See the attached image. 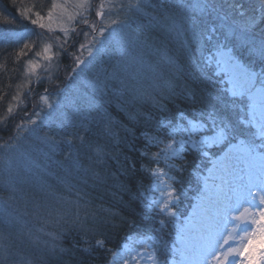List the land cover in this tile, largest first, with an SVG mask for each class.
Returning <instances> with one entry per match:
<instances>
[{
    "label": "snow or ice",
    "instance_id": "1",
    "mask_svg": "<svg viewBox=\"0 0 264 264\" xmlns=\"http://www.w3.org/2000/svg\"><path fill=\"white\" fill-rule=\"evenodd\" d=\"M19 14L49 33L59 29L65 37L63 42L55 38L61 51L66 52L70 32L84 38L78 49L86 50L87 58L73 53V76L69 79L91 72L92 78L84 83L100 99L91 101L79 119L69 120L56 115L62 107L59 102L53 104L48 96H40L44 107L34 104L31 114L24 112L15 126V135L0 144V264H51L69 252L74 256V251L61 243L68 230L47 231L51 224L77 225L76 231L83 233V243L87 245L80 250L89 254L94 246L87 237L95 233L96 225L115 226L110 218L119 213L102 205L97 209L107 213L108 219L98 216L96 211L85 212L81 219L79 211L82 206L91 205L85 192L89 181L93 189H102L113 200H120L130 190L120 177L128 178L137 171L136 162L120 149L135 132L108 111L112 99L129 122L152 129L140 134L145 141L140 155L148 164L156 165L151 168L141 164L155 183L147 188L140 185L142 191L138 190L136 195L154 214L151 219L160 215L165 219L158 220V235L146 234L147 230L131 234L118 252L107 249L104 239H96L95 247L111 252L115 264L142 261L232 264L229 258L240 256L244 257L240 264H261L264 261V0H258V5L250 4L247 9L243 0L158 3L52 0L46 16L39 11L34 19L25 12ZM80 25L86 29L81 27L77 31ZM153 32L163 39L151 35ZM42 35L38 34V38ZM26 49H30L27 42L17 59L25 55ZM185 54L189 57L198 54L202 71L214 66L230 85L224 94L202 98L203 106L192 110L195 118L191 119L190 113L183 110L169 116L165 103L177 97L195 102L180 62ZM35 55L48 62L45 72L54 67L51 44ZM148 56L152 59H146ZM39 68V62L30 59L27 75L30 77ZM145 80L150 81L148 87ZM60 91L63 90H57ZM147 105L151 111L143 110ZM7 113H13L12 105L7 107ZM157 116L160 118L156 119ZM242 125L248 126L247 132ZM45 126L47 131H42ZM202 130L210 134L195 138ZM161 132H166L167 141L158 135ZM29 137H35L36 142L21 143ZM152 146L160 150L152 153ZM210 146L221 147L223 155L212 159L207 151ZM60 151L62 159H53ZM187 151L202 153L212 167L203 176L200 168L194 169L203 184L200 202L190 217L181 220L184 213L178 208L180 192L173 184L180 183L183 187L177 176L185 170ZM40 154L49 163L42 164ZM174 158L184 163L176 164ZM161 161L167 171L159 166ZM61 190L75 192L76 199L62 195ZM154 192L159 193V198ZM72 208L76 211L72 212ZM37 223L40 227H36ZM170 227L176 231L172 243L165 238L170 235L166 231ZM137 244L142 247L138 249Z\"/></svg>",
    "mask_w": 264,
    "mask_h": 264
},
{
    "label": "trees",
    "instance_id": "2",
    "mask_svg": "<svg viewBox=\"0 0 264 264\" xmlns=\"http://www.w3.org/2000/svg\"><path fill=\"white\" fill-rule=\"evenodd\" d=\"M98 3V0H96ZM159 0H150V3H158ZM2 7V8H1ZM2 9V10H1ZM31 11H27V10ZM151 11V9H148ZM39 11L41 15H45V8L41 7L39 4L33 2L32 0H0V31L14 30V28L26 29L36 31L38 34L43 33L42 37L55 43L53 49L55 50L54 59L52 64L54 65L53 73L49 75L48 72H45L43 67L35 76L33 77L30 85L27 87L25 92L21 95L20 101L13 107V113L8 114L6 109L7 106H3L5 110L1 116L0 120H4V123H0V144L5 141H9L16 133V125L19 124L23 118L24 112L32 113L33 105L38 104L42 107V101H40V96H48L50 99L54 98L53 96H60L59 102L62 107L60 112L56 113L61 119L77 120L79 119L81 113L89 107V104L93 100H98L100 97L94 96L91 89L88 87L85 80L92 78L91 72L84 73L80 78H72L73 76L72 69L74 67V55L81 56L82 59L87 58V51H80L78 49L79 43L85 42L82 36L77 37L72 34L68 38V46L66 52L58 51V45L56 37L60 38V42L65 40L62 32L56 30L52 33H49L47 30L39 29L37 26H33L30 23L29 19H25L21 16L20 12H25L26 15L30 18H36L35 13ZM9 15L17 20L20 24L7 27L5 22L6 16ZM95 19L94 16L91 17ZM83 27L86 29V26L80 25L77 29ZM135 27V25H134ZM153 36H158L160 39H163L157 32L151 33ZM171 47V45H170ZM13 50H5L0 54L1 63L6 64L7 60H10L9 53ZM146 59L151 60L152 57L148 56ZM181 64L186 73V83L195 95V102L184 97H177L172 101H165L169 108V116L177 114L180 110L190 113L188 118H195V113L192 112L193 109H200L203 105L201 104L202 98L206 97H215L217 94H224L226 90L220 84L218 77L215 74L213 68L207 70H201L199 64V56L196 54L194 57H189L185 54L181 59ZM3 64V65H4ZM83 67V65H81ZM56 70V72H55ZM55 72V74H54ZM48 76H51V79H48ZM37 77H40L38 80ZM150 83L149 80L144 81L145 87H148ZM58 89L63 91L57 92ZM151 91V89H149ZM57 98V96H56ZM109 99H112L109 97ZM230 99V97H229ZM28 100V101H27ZM54 101V99H51ZM5 101V99H4ZM25 101H27L25 103ZM9 105V104H7ZM108 111L112 113L114 117L123 121L125 124H128L130 128H133L135 136L129 135L126 141L121 144L120 149L131 157L132 160L136 162L137 171L128 178L123 176L120 177L121 180L125 181L130 190L122 194L120 200H113L112 196L103 191L102 189H93L91 181H89V186L85 187V192L88 198L91 200V205L88 208L81 207L79 209L81 219H84L85 212L96 211L98 216H103L108 219L107 213L98 211L97 206L102 205L105 208L111 209L113 212L119 213L118 216L111 217L112 223L107 225H96L95 233H90L87 237L93 244L92 252L86 253L80 249L87 247L83 243V233L77 232V225L71 223L60 224H51L46 229L47 231H56L60 232L61 228L67 229L68 231L64 232L62 236V246L66 249H71L74 251L75 255H72V252H69L63 255L60 259H54L51 264H108L112 257L111 252L105 251V249L95 247L96 239H104L105 247L111 249L112 252L119 251L123 244L126 242V237L134 233H144L147 230L146 234L149 235H158L156 229H159L160 225L158 220L165 219V216L160 215L156 216V219H151L154 215L152 212L148 211L144 206L140 197L136 195L139 191H142L140 185H143L144 188H147L151 183V178L149 175L143 171L141 164H146V160L141 157L140 152L143 150L145 141L141 138V132L152 129H145L144 125L138 124L134 125L127 120L124 114L117 108L116 101L112 99V102L107 105ZM38 110V109H36ZM79 110V111H78ZM144 111H151V106L147 105L143 109ZM63 113V115H61ZM43 115V114H42ZM92 115H95L93 112ZM6 118V120H5ZM160 117L157 116L156 119ZM233 119H235V114H233ZM176 122V121H174ZM40 121H37V125H40ZM36 127V126H34ZM247 132V125H242ZM38 132H41V129L38 127ZM42 131H47V127H43ZM25 137L28 136V133L23 134ZM122 135H124L122 133ZM240 139H244V136H241ZM35 137H29L28 140H22V144L35 143ZM238 141H234L236 143ZM222 152L221 147L214 148L211 150L213 156H218ZM185 156V170L182 174L178 175V180L183 181V187L180 183H175V187L180 192V203L178 205L179 211L184 213V216L181 217L183 220L187 216L188 210L192 207L194 198L200 193L202 187L199 179L194 173L195 168H200L201 173L204 169L208 168V162L205 161L204 157L196 151H187L184 153ZM63 157V151L58 152L53 159L60 160ZM40 162L42 164L49 163L43 158V155L40 154ZM184 163V161H181ZM180 163V164H181ZM113 171H115V165H113ZM177 175L176 173H172ZM75 182V181H73ZM54 183V181H53ZM62 195L68 197L69 199H76L75 192L69 193L67 191L61 190ZM42 195V194H41ZM83 205V201H81ZM23 208V205H21ZM31 209L29 208V211ZM72 212H75L76 209L72 208ZM30 219V217H29ZM69 219H74L70 217ZM133 222H135L133 224ZM87 223L91 226L92 221L91 217H88ZM139 226V228L136 227ZM36 227H40V224H36ZM170 235L165 238L172 243L175 240L176 231L174 228L170 227L166 230ZM77 245L78 247H74Z\"/></svg>",
    "mask_w": 264,
    "mask_h": 264
},
{
    "label": "rangeland",
    "instance_id": "3",
    "mask_svg": "<svg viewBox=\"0 0 264 264\" xmlns=\"http://www.w3.org/2000/svg\"><path fill=\"white\" fill-rule=\"evenodd\" d=\"M32 1L39 4L41 7H43V9L45 8L46 13L44 16H46L48 9L51 7L52 0H32ZM243 2H244L246 9L249 7L250 4L258 5V0H243ZM5 20L14 21V23H7V27H11L12 24H14V25L20 24L19 22H17V20L15 21V19L9 15L6 16ZM17 26H19V28H14V30H7V31H3V32L0 31V54L5 50L6 51L7 50H13L9 53L10 60H7L6 64L1 63V61H0V97H2V99H0V116L5 111V110H3V106H5V105L7 107L9 105H12L13 107L16 106V104L20 101L19 99L21 98V95L25 92L27 87L30 85L35 74H37V72H39L43 67L45 68V66L48 64V62L43 60L42 57H37L35 55V53L43 51V48L46 44H51L52 45V52L55 53V50L53 49V47L55 46V43L48 41L47 39L43 38L42 36H40L38 38V33L36 31L20 29V25H17ZM56 30H59V29H56ZM77 31H79V30L77 29ZM71 35H72V33L70 32L69 38L71 37ZM26 42L30 44V49H26L25 55L19 56V58L17 59V54L19 53L23 44ZM58 51H60L59 48H58ZM30 59L31 60H37L40 64V68L37 69V71L29 77L27 75V62ZM53 59H54V56H53ZM212 68L215 71V74L218 77L222 87L225 90L228 89L230 87V85L227 83V77L220 70L216 69L214 66ZM47 72L49 73V75H51L53 73V68H49ZM55 72H56V70H55ZM55 72H54V74H55ZM57 95L53 96L54 98H51V99H54V101L48 97L49 101L53 104H56L57 103V98H56ZM17 97H19V98L17 99ZM59 98H61V97L59 96ZM4 99H5V101H4ZM27 101H25V103ZM7 104H9V105H7ZM42 107H44L43 103H42ZM6 111H7V109H6ZM207 134H210V133L202 130L201 133L195 138L198 139L200 135H207ZM158 135H160L161 138L164 139L165 141H167L169 139L166 132L158 133ZM177 139H179V137H177ZM160 147H163V145H161ZM218 147L219 146H210L207 149V151L211 154L212 159H216V158L223 155V152H221V154L218 156L212 155L211 150L214 148H218ZM159 150H160V148H158L156 146H152L150 148V152H152V153H155ZM200 154L204 157L205 161L208 162V168H211L212 164H211L210 160L205 158V156L202 153H200ZM144 159L146 160V165H148L151 168L156 167L155 164H148V160L146 158H144ZM174 162L176 164H180L181 160L179 158H174ZM159 166L161 168H163L165 171L168 170L167 166L164 164L163 161H161ZM240 167L243 168L244 165L240 164ZM143 171H145L149 175V177L151 178L150 185H154V183H155L154 177L148 171H146L144 168H143ZM201 175L202 176L207 175V168L204 169V171H203V173H201ZM177 179H178V177H177ZM199 181L201 183L202 189H201L200 193L194 198L193 205L188 210L186 217H190L192 215L193 208L200 202V194L203 190V184H202L201 180H199ZM219 183H220V181L217 180L216 184H219ZM173 186L175 187V183L173 184ZM153 195H155L157 198H159V193L154 192ZM135 247H137L139 249L142 246L137 244V245H135ZM225 247H227V245ZM229 259H230V261H232V264H240V262L244 260V257L243 256L230 257ZM108 264H115V261L113 260L112 257H111L110 262ZM141 264H151V261H142ZM261 264H264V261H261Z\"/></svg>",
    "mask_w": 264,
    "mask_h": 264
}]
</instances>
